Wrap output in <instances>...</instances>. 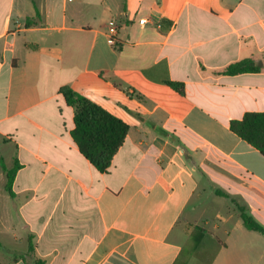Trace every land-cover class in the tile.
<instances>
[{
	"label": "crops",
	"instance_id": "1",
	"mask_svg": "<svg viewBox=\"0 0 264 264\" xmlns=\"http://www.w3.org/2000/svg\"><path fill=\"white\" fill-rule=\"evenodd\" d=\"M94 3L0 0V264L29 241V264H264V236L217 194L264 225V156L230 128L264 112V70L217 74L264 59V0ZM64 86L128 125L105 172Z\"/></svg>",
	"mask_w": 264,
	"mask_h": 264
},
{
	"label": "trees",
	"instance_id": "2",
	"mask_svg": "<svg viewBox=\"0 0 264 264\" xmlns=\"http://www.w3.org/2000/svg\"><path fill=\"white\" fill-rule=\"evenodd\" d=\"M40 18V13L36 10V17L28 19L27 23H34ZM117 40V39H116ZM115 48L120 49L122 45L117 40ZM264 70V59L262 61L254 59H244L232 63L217 74L238 75L243 73H258ZM180 94H184V85L170 80L165 81ZM66 102L74 107L75 128L72 131V137L77 143L80 152L88 159L99 171L105 172L111 165V162L125 141L128 133V125L122 120L107 112L98 104L90 101L86 97L76 92L71 86H64L60 89ZM230 128L243 140L256 148L264 156V112H248L242 119L230 122ZM19 165L16 164L11 170L3 169L7 172L6 188L12 194V184ZM217 194L229 197L236 206L244 227L249 231H254L264 236V225L260 223L249 211L246 204L231 198L222 191ZM0 248L2 245L0 243ZM34 246L29 241V247L26 254L18 256L25 262L28 256L34 255ZM33 264H46L40 259L34 260Z\"/></svg>",
	"mask_w": 264,
	"mask_h": 264
},
{
	"label": "built area",
	"instance_id": "3",
	"mask_svg": "<svg viewBox=\"0 0 264 264\" xmlns=\"http://www.w3.org/2000/svg\"><path fill=\"white\" fill-rule=\"evenodd\" d=\"M69 1H72V0H69ZM139 22L141 24H144L147 22V20L141 19ZM117 31H118V27H117L116 23L114 21H111L109 23L110 44L114 47H115L116 42H117V40H116Z\"/></svg>",
	"mask_w": 264,
	"mask_h": 264
},
{
	"label": "rangeland",
	"instance_id": "4",
	"mask_svg": "<svg viewBox=\"0 0 264 264\" xmlns=\"http://www.w3.org/2000/svg\"><path fill=\"white\" fill-rule=\"evenodd\" d=\"M90 1V3H92V4H95L94 2H97L98 0H89ZM110 1H112V0H110Z\"/></svg>",
	"mask_w": 264,
	"mask_h": 264
}]
</instances>
